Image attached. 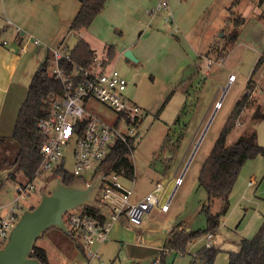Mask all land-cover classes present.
Masks as SVG:
<instances>
[{
	"label": "rangeland",
	"instance_id": "rangeland-1",
	"mask_svg": "<svg viewBox=\"0 0 264 264\" xmlns=\"http://www.w3.org/2000/svg\"><path fill=\"white\" fill-rule=\"evenodd\" d=\"M114 1L116 0L106 3L104 10L85 30L82 38L93 40L92 44L97 47L99 56L107 54L106 48L103 49L104 42L106 46L117 44L118 54L113 61L129 81L126 96L143 110L138 145L132 155L135 165V178L132 180L134 184L124 183L143 193L157 182L163 183L164 179H171L165 200L168 201L174 191L175 195L169 212L164 213L155 208L145 215L141 226L122 227L119 240L110 242L112 247L105 251L102 259L103 264H110L115 256V264H150L147 260L130 256L128 250H122L123 245L159 246L172 225L181 221L191 229L206 228L208 205L202 210L200 207L209 197L199 185L198 175L236 104L249 92L250 103L247 102L241 111L226 145H232L244 131L256 130L258 142L264 146V121L259 120L253 126L256 109L260 107L264 112V62L255 71L264 52V19L255 13L256 7L254 10L253 4L258 0H244L240 7L231 4L229 10L224 8L227 0H219L207 17L214 31L223 29L214 37L205 56H200L201 59L191 68L194 55L192 46H197L193 42L194 32L189 33L186 40V31L182 26H179V33L175 32V27H172L173 31L166 27L163 17L159 24L155 23L154 19L158 20L162 12H166L161 10L152 20V29L157 31L158 26L161 35L150 37L145 34L139 41L136 26L150 25L147 1H132V7H129L126 0H120L111 8ZM204 2L207 1L174 0L172 4L179 16L187 13L189 21L193 22L203 17ZM247 4L250 9H245ZM81 5V0H0L1 38L11 39L15 35L16 25L26 29V34L23 35L26 51L20 54L29 60L31 52L28 51L34 48L42 50L38 57L30 59L38 69L45 60L47 51L52 52L62 45L59 50L65 54L72 51L79 41L81 35L71 31L70 25ZM169 5L171 9L170 2ZM131 8L133 11H130ZM240 16L246 19L245 24L239 29L237 40L227 43L235 26L234 20ZM176 26L178 27L177 24ZM162 33L168 35L166 40L161 39ZM31 36L40 41L39 45L33 43ZM119 41L133 45L134 51L141 57L140 59L135 54L139 62L129 61L124 56L123 49L119 48ZM18 51L20 52L19 47ZM88 107L92 115L105 122L112 124L116 120V114L98 101H91ZM122 128L124 129L123 126ZM7 146L8 149L0 146V172L8 169L5 161L14 159L18 151L15 145ZM66 169L70 173L74 170L71 156ZM57 177L46 174L41 181L37 180L36 191L28 199L21 201L24 209L35 207L43 190H47V186L53 184L52 181ZM181 177L182 184L176 185ZM25 180L27 179L22 173L16 175V180L7 179L0 189V203L12 201L15 198L16 183ZM251 180L256 185H249ZM101 198L99 196L98 199ZM221 206V199L215 198L211 211L217 213ZM263 224L264 157L259 155L244 164L230 194V211L222 219L218 230L213 232L215 239L212 242L221 249L215 264H228V253L237 251L242 239L254 237ZM205 240L204 236L198 238L194 241L196 245L192 242L188 247L191 246L193 252L198 251L204 247ZM77 242L72 235L53 228L37 244L47 250L50 264H74L83 261V255L77 251ZM168 250L172 251L162 246L154 264L158 260L162 263L165 257L162 254H166ZM189 260L191 263L192 257L185 254L178 257L175 264H186ZM100 263L101 261L98 264Z\"/></svg>",
	"mask_w": 264,
	"mask_h": 264
},
{
	"label": "built area",
	"instance_id": "built-area-1",
	"mask_svg": "<svg viewBox=\"0 0 264 264\" xmlns=\"http://www.w3.org/2000/svg\"><path fill=\"white\" fill-rule=\"evenodd\" d=\"M168 7V0H161L156 7L147 10V13L154 15ZM31 37L33 43L39 45L40 41ZM20 51H26L24 43L20 46ZM52 53L54 60L49 73L64 85L65 93L51 94L47 101L50 112L39 120L43 142L40 150L41 161L35 176L31 180L18 181L15 198L10 202L0 203V248L7 242L25 210L21 201L28 199L36 191L37 180L41 181L46 174L50 177L59 176L54 174L61 168L68 174L80 177L81 182L89 185L97 175L103 174L100 168L117 143L139 138L143 110L126 96L129 81L117 69L114 61L107 62V54H97L89 67L75 64L72 74H67L61 61H71V51L64 54L56 48ZM93 100L104 104L116 114L114 123L105 122L90 113L88 105ZM69 156L74 162L72 173L66 169ZM103 175L97 202L99 207L102 204L105 208L104 222L85 213L83 208L69 211L64 216L69 235L77 239L82 250L83 261L74 264H98L102 260L100 246L109 240L113 224L121 217H125L133 226H140L145 215L152 209L157 208L163 212L170 209L172 198L165 200V183H157L154 190L135 200L133 187H127L124 183V170ZM182 182L183 177L177 180L176 185ZM249 185L254 186L256 182L251 180ZM99 196L102 197L100 200ZM204 237V247L214 246L213 232ZM177 253L181 256L190 254V264H206L198 251H191V246L186 253ZM159 262L156 261L157 264Z\"/></svg>",
	"mask_w": 264,
	"mask_h": 264
},
{
	"label": "trees",
	"instance_id": "trees-1",
	"mask_svg": "<svg viewBox=\"0 0 264 264\" xmlns=\"http://www.w3.org/2000/svg\"><path fill=\"white\" fill-rule=\"evenodd\" d=\"M107 1L81 0V8L70 25L71 31L80 32L88 29L104 10ZM242 1L234 0L232 5L238 6ZM263 4L264 0H258V6ZM245 21L246 19L243 16L234 20L235 26L228 37L227 43H233L237 40L240 33L239 29L242 28ZM106 53L107 62H112L117 56V47L107 45ZM96 55V51L92 49L90 44L84 39H80L71 51V61L62 60L61 64L66 69L67 74H72L75 64L89 67ZM53 60V53L48 51L45 60L36 70L29 84L27 97L20 108L13 134L0 137V146H5L8 149L7 144H10L15 145L18 149L14 159L5 161L6 168H14V172L10 174L8 179L16 180V175L22 173L26 179L31 180L39 168L40 150L43 142L38 125L39 120L50 112L47 101L51 94L63 95L65 93L64 85L49 73ZM263 62L264 52L255 67V71ZM249 98L250 92L236 104L233 114L228 119L198 175L199 185L205 189L209 197L207 199L208 203L203 205V209L208 205L206 228L173 232L171 238L165 244L166 248L175 252L186 253L190 243L216 231L220 227L222 217L229 212L230 194L244 164L259 155L264 157V146L259 144L256 130L244 131L232 145H226L228 136L232 132L241 111L247 105V102L250 103ZM253 119L264 121V112L261 111L260 107L254 112ZM137 145V138H130L128 142L117 143L108 158L103 162L100 168L102 173L109 174L124 170L126 178L133 180L135 178V165L132 155ZM54 175L62 177L67 185L73 182H81L80 177L68 174L61 168ZM215 198L222 201L221 209L217 213L211 211V205ZM104 209L100 204L99 208L86 207L83 208V211L104 222L106 219ZM38 240L35 243L31 257L39 260L42 264H50L48 252L44 247L37 244ZM77 251L80 253L82 251L78 242ZM220 251L221 249L216 246L203 247L198 250V254L206 264H215ZM228 254V264H264V224L254 237L240 241L239 251H230Z\"/></svg>",
	"mask_w": 264,
	"mask_h": 264
},
{
	"label": "crops",
	"instance_id": "crops-1",
	"mask_svg": "<svg viewBox=\"0 0 264 264\" xmlns=\"http://www.w3.org/2000/svg\"><path fill=\"white\" fill-rule=\"evenodd\" d=\"M111 1L112 0H108L107 4H109ZM116 1L119 2L120 0H116ZM116 1L112 2L111 8H113V6L116 5L115 4ZM132 1L135 2L136 0H126V3L129 7H132L131 6ZM138 1H141V0H138ZM142 1H144V0H142ZM146 1L148 3V5H146L148 9H146V10H149V8L152 9V8L156 7L161 0H146ZM206 1L207 2H204L203 7H202L203 17L200 20L199 19L197 21L194 20L193 22L189 21L187 13H183L179 16L176 8L172 4V2L174 3V0H168V2H170V4H171V7H172L171 9L169 8L170 7V5H169V7H168L169 10L167 9L166 12H162V14L159 16L160 18L158 20L154 19V22L159 24L161 18L163 17L164 18L163 20L165 21V23H163V24H165L166 27L170 28L171 31H173L172 27H175V32L180 33L181 30H180L179 26L180 27L182 26L186 31L185 39H186V36L188 38L189 33L194 32L193 38L195 40L193 42L195 44H197V46L196 45H194L195 47L192 46V50L194 51V55L192 58V62L190 61L191 62V68H193L195 63H197L201 59L200 56H203V55L205 56V52L211 46V43L213 42L214 37L217 34H219V32L223 29V28L220 29V31H214V28L213 27L211 28V26H210V21L208 20L209 17H207V14L209 15V12L212 9H214V7L216 6V4L219 0H206ZM243 1L238 5L239 7L243 3ZM233 2H234V0H227L224 4L225 10H227V9L229 10L231 8L230 5L233 4ZM118 5L121 6V4H118ZM253 5H254V10H255V7L257 8V11H255V13L259 14L260 18L264 19V4L262 6H258V1H257ZM246 8L250 9L251 7L250 6L248 7V4H247L245 9ZM130 11H133V8H131ZM250 13H252V12L250 11ZM241 14H243V13L241 12ZM148 15L151 16L149 26H141V25L136 26L135 31L138 34L136 36L139 37V39H138L139 41H140V37H143L145 34H148L150 37H152L154 35H156L158 37V35H161V32H159L160 30H159L158 26H157V31L152 29V25H153L152 20H153V18H154L153 16L155 14L154 15L148 14ZM190 18H191V16H190ZM167 19H169V22L167 21ZM227 19H229V18H227ZM176 24L178 25V27L176 26ZM16 27L17 28H15V35L11 39H8V38L2 39L1 38L2 35L0 34V137L1 136L7 137V136H11L13 134L20 108H21L23 102L25 101V99L27 97L29 84L32 80L34 73L37 70L34 67V63L33 64L31 63L30 59H34V58L38 57V53L39 54L42 53V50H39V48H34L33 50L28 51V52H31V56H30V58H28L29 60L25 59L23 57V54H20L21 51L20 52L18 51V47L20 50V46L25 41V38L23 37V35L25 36L26 29L22 28L19 25H16ZM124 29H125V27H124ZM85 30L86 29L78 32V34L81 35L80 39H83L82 34L85 32ZM215 32H217V33H215ZM165 37H168V35L165 33H162L161 39L166 40ZM85 41L88 42L90 44V46L92 47V49L95 50L97 53V47L93 46V44H92L93 40L90 39V40H85ZM105 41H106V39H105ZM119 42H121V41H119ZM103 44H104L103 49L105 50V48H106L105 42ZM46 46H49V45H46ZM61 46L62 45H60L57 48L59 49ZM115 46L117 47V44ZM120 46H121V47H119L120 49H123L122 48V46H123V47H125V49L133 50L134 54H136V56H138L141 59V57L139 55H137V53L134 51V47H132L133 45H129V44L125 43L124 41H122ZM117 51H118V47H117ZM117 54H118V52H117ZM46 55H47V53H46ZM254 122L255 123H253V126L256 124V122H259V120H255ZM170 180L171 179H166V180L164 179V181H163V183L166 182L165 185L167 186V189H168ZM125 182H127L128 184L132 183V185L134 184L132 182V179H128V178H126ZM156 184L154 186H152L150 188V190H148L147 192H143V193L136 191L135 187H133L134 192H135L134 199L137 200V199H141L142 197H144L147 193L154 190ZM173 197H172V199H173ZM172 199H171V201H172ZM206 202H207V200H205V202H203L201 204V207H200L201 210L203 209V205ZM154 209H152L147 214H150ZM229 211H230V209H229ZM161 212H163V211H161ZM164 213H167V212H164ZM226 216L222 217V219L225 218ZM222 219H221V221H222ZM206 224H207V222H206ZM125 225H131L125 217H121L118 221H116L113 224L112 229H111L110 234H109V240L100 246V250H101L103 256H104L105 251L110 248V246H111L110 242L115 243L116 241L119 240L120 230ZM131 226H133V225H131ZM136 227H139V226H136ZM184 229L187 231L195 230V229L188 228L186 226V224L183 221H181V222H178L177 224L175 223L174 225H172V228L167 232V235L164 239V242L162 244L160 243L159 246H157L155 244V245H153V247H147L146 245L133 244V245H128L125 247V245H123L122 250L123 251L128 250L129 255L132 256L133 258H136L138 260H147L148 263L154 264L155 263L154 260L157 258V255L159 254L161 247L165 246V244L171 238V234L173 232H178V231H181ZM216 234H217V232H216ZM198 242H201V241H198ZM196 244L197 243H195V245ZM214 245L216 246L215 243H214ZM105 247H106V249H105ZM239 249H240V243H239V248L237 251H239ZM120 251H121V249H120ZM162 255H165V257L163 258L162 263L160 262L161 264H175L178 257H181V255H179L177 252H175L173 250L171 252L169 251L166 254H162ZM103 263H104V260L102 259L100 264H103ZM115 263H116V256L110 262V264H115ZM186 264H190V260L188 262H186Z\"/></svg>",
	"mask_w": 264,
	"mask_h": 264
},
{
	"label": "water",
	"instance_id": "water-1",
	"mask_svg": "<svg viewBox=\"0 0 264 264\" xmlns=\"http://www.w3.org/2000/svg\"><path fill=\"white\" fill-rule=\"evenodd\" d=\"M122 48L129 61L139 62L131 49ZM13 172L14 168L0 172V186ZM103 177V174L97 175L89 185L80 181L67 185L62 177L54 178L53 184L47 186L48 191L42 193L39 203L21 214L7 242L0 248V264H42L31 257L36 241L53 228L69 234L64 221L67 212L86 207L98 208L97 195ZM174 194L175 191L172 197Z\"/></svg>",
	"mask_w": 264,
	"mask_h": 264
},
{
	"label": "flooded vegetation",
	"instance_id": "flooded-vegetation-1",
	"mask_svg": "<svg viewBox=\"0 0 264 264\" xmlns=\"http://www.w3.org/2000/svg\"><path fill=\"white\" fill-rule=\"evenodd\" d=\"M1 186H2V185H1ZM1 186H0V188H1ZM43 192H44V190H43ZM43 192H42V193H43ZM41 195H42V194H41Z\"/></svg>",
	"mask_w": 264,
	"mask_h": 264
},
{
	"label": "bare ground",
	"instance_id": "bare-ground-1",
	"mask_svg": "<svg viewBox=\"0 0 264 264\" xmlns=\"http://www.w3.org/2000/svg\"><path fill=\"white\" fill-rule=\"evenodd\" d=\"M232 78V77H231ZM231 80H233V79H231Z\"/></svg>",
	"mask_w": 264,
	"mask_h": 264
}]
</instances>
